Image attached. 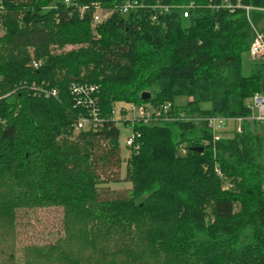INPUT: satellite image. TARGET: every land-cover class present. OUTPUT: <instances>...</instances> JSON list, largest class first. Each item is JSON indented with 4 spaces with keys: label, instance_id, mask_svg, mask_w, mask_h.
<instances>
[{
    "label": "trees",
    "instance_id": "16d2710c",
    "mask_svg": "<svg viewBox=\"0 0 264 264\" xmlns=\"http://www.w3.org/2000/svg\"><path fill=\"white\" fill-rule=\"evenodd\" d=\"M126 1L0 0L2 40L16 48L31 46L37 56L32 62L24 56L0 60L4 219L16 206L55 205L85 233L94 219L124 230L151 220L149 244L173 253L181 264H264L260 122L245 119L242 132L218 143V156L209 146L189 150L209 136L193 121L135 125L141 148L127 161L130 194L102 199L96 165L120 167L121 131L106 125L75 136L77 112L69 92L73 81L98 84L107 115L123 100L171 102L190 115L246 117L251 113L246 99L264 90V61H253L250 73L243 72L255 35L251 21L264 28V0H240L253 7L251 21L245 8L221 7L239 0H138L139 7L123 13ZM191 2L195 6L185 17ZM97 11L110 14L93 27ZM51 22L60 45L78 47L51 53ZM52 88L57 96L44 93ZM143 91L151 92L149 100L141 99ZM181 96L193 100L181 106L175 102ZM181 142L188 143L183 156ZM217 164L232 189L223 190Z\"/></svg>",
    "mask_w": 264,
    "mask_h": 264
},
{
    "label": "rangeland",
    "instance_id": "374dc122",
    "mask_svg": "<svg viewBox=\"0 0 264 264\" xmlns=\"http://www.w3.org/2000/svg\"><path fill=\"white\" fill-rule=\"evenodd\" d=\"M239 4L242 5L240 0ZM83 10L81 9V12ZM97 12L101 18L107 14V12ZM247 13L251 21L250 12L247 11ZM251 25L254 34L255 29H262V26L259 27L253 24L252 21ZM50 26L52 27L49 45L51 53L58 54L78 47L74 44L60 45L58 37L53 34L55 33L54 23L51 22ZM94 26L95 23H93ZM4 34L5 31L0 23V60L9 59L12 56L22 58L24 56L29 59V62H32L37 57L35 48L31 46L16 48L5 43L2 40ZM253 61L258 60L252 59L248 52L243 60V72L245 74L250 73V64ZM260 92L264 93V90ZM189 100H193V98L181 96L177 97L175 102L183 106ZM119 101L123 100L115 102ZM245 103L249 107L251 97L246 99ZM208 107H210L209 104H203V108ZM250 112L246 116L247 119L253 113L251 110ZM207 116L209 115L191 113V117L194 118L193 123L198 125L197 127H204L208 130L207 123L204 120V117ZM237 125L236 120H231L226 130L222 132L221 139L224 136H231L235 131L237 132ZM121 131L122 133L126 132L123 128H121ZM74 133L75 136L78 135L77 132L74 131ZM208 134L209 136L203 138L200 142L204 148L209 146L211 149L212 142L210 141L209 130ZM187 145V142L179 143V155H186L185 147ZM211 150L214 152L213 149ZM218 151L217 145L216 154L213 153V155L218 156ZM120 157L122 163L118 169L112 167L109 170L101 164L96 165L101 178L99 191L102 199L130 194L132 183L127 178L129 151L120 147ZM217 165L220 166V164ZM115 179L117 180L115 181ZM222 183L223 190H230L233 187V183L229 178L223 179ZM6 189L7 184H2L0 187V264H181L176 261V256L173 253L163 252L161 249H155L149 244L148 234L153 228L151 220L152 223L144 221L137 227H127L124 230L121 226L115 228L106 221L94 219L87 223L89 232L85 233L82 230L83 227L78 226V221L67 216L68 212L64 207L55 205L45 207L16 206L11 211V218L5 217L7 219H4L5 212L1 198L7 192ZM81 223L83 226L82 221ZM84 228L86 229V227ZM192 261V259H188V262L191 263ZM196 263L200 264L201 261L197 260Z\"/></svg>",
    "mask_w": 264,
    "mask_h": 264
},
{
    "label": "built area",
    "instance_id": "2783aa9c",
    "mask_svg": "<svg viewBox=\"0 0 264 264\" xmlns=\"http://www.w3.org/2000/svg\"><path fill=\"white\" fill-rule=\"evenodd\" d=\"M70 3L72 0H65ZM141 3L138 0H127L122 6L121 11L127 13L137 7ZM195 4L191 2L184 7V16L189 15V10ZM212 7L217 8L212 5ZM221 7L229 9L231 12L235 8L242 7L249 11L251 6L232 5L224 2ZM264 10V8H260ZM168 10V7H165ZM110 12L101 18L98 12L94 15V22L98 23L104 20ZM249 54L254 60L264 61V28L261 30L255 29V35L249 48ZM38 62L34 61L33 65L38 66ZM70 96L73 102V108L77 112V118L73 124L74 130L79 131H101L106 125H115L120 131L124 129V133L120 132L119 143L121 148H125L129 153H138L141 148V132L135 129V125H156L173 121H194V118L188 113L187 109L175 110L171 102H165L155 106L149 102L134 103L119 101L114 102L110 113L104 114L100 103V86L96 83L90 82H76L73 81L69 86ZM46 95L57 96L58 90L52 88L51 90H44ZM253 113L248 117L249 120H255L263 125L264 133V93L255 92L251 97V103L248 107ZM236 120L237 131H243V121L247 117L232 118L229 116L209 115L204 117L207 123L208 130L211 135V147L213 153L216 154L217 145L221 141L222 132L226 130L231 120ZM187 152V147H185ZM215 172L225 179L223 172L218 165L215 166Z\"/></svg>",
    "mask_w": 264,
    "mask_h": 264
},
{
    "label": "water",
    "instance_id": "95a60500",
    "mask_svg": "<svg viewBox=\"0 0 264 264\" xmlns=\"http://www.w3.org/2000/svg\"><path fill=\"white\" fill-rule=\"evenodd\" d=\"M152 94L150 91H143L141 93V99L142 100H149L151 98ZM190 151H196V152H203L204 147L203 146H194L189 148Z\"/></svg>",
    "mask_w": 264,
    "mask_h": 264
}]
</instances>
